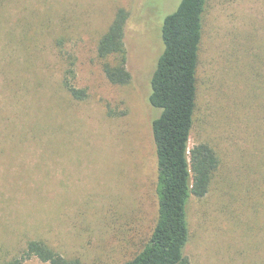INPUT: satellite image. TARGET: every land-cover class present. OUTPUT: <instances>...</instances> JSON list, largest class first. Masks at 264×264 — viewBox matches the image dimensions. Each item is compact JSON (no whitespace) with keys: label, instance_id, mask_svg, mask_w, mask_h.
I'll return each instance as SVG.
<instances>
[{"label":"rangeland","instance_id":"1","mask_svg":"<svg viewBox=\"0 0 264 264\" xmlns=\"http://www.w3.org/2000/svg\"><path fill=\"white\" fill-rule=\"evenodd\" d=\"M180 1L0 0V264L30 240L83 264H123L149 241L161 111L150 80ZM119 8L129 12L123 85L97 55ZM69 69L85 99L64 86ZM202 142L220 165L190 200L186 254L264 264V0H208L190 147Z\"/></svg>","mask_w":264,"mask_h":264},{"label":"trees","instance_id":"2","mask_svg":"<svg viewBox=\"0 0 264 264\" xmlns=\"http://www.w3.org/2000/svg\"><path fill=\"white\" fill-rule=\"evenodd\" d=\"M207 5L208 0H181L163 23L164 49L151 76L149 95V103L161 110L152 123L158 166V218L149 241L123 264H192L186 254L191 237L189 203L192 197L209 192L220 165V157L209 143L190 147ZM128 17V10L119 8L97 44L106 76L118 85L131 81L125 42ZM72 73L69 69L64 86L76 99H85L87 90L74 85L69 77ZM33 256L48 264H83L42 240H30L20 257L1 264H23Z\"/></svg>","mask_w":264,"mask_h":264}]
</instances>
